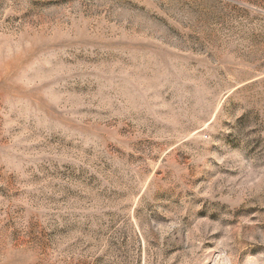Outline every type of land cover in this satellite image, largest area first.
Wrapping results in <instances>:
<instances>
[{"label":"rangeland","instance_id":"rangeland-1","mask_svg":"<svg viewBox=\"0 0 264 264\" xmlns=\"http://www.w3.org/2000/svg\"><path fill=\"white\" fill-rule=\"evenodd\" d=\"M0 264H264V0H0Z\"/></svg>","mask_w":264,"mask_h":264}]
</instances>
